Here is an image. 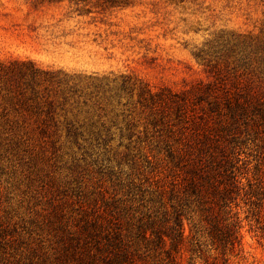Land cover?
<instances>
[{"label":"rangeland","instance_id":"rangeland-1","mask_svg":"<svg viewBox=\"0 0 264 264\" xmlns=\"http://www.w3.org/2000/svg\"><path fill=\"white\" fill-rule=\"evenodd\" d=\"M17 62L127 76L136 89L110 100L100 93L104 109L90 100L40 116L0 96V264H104L97 246L115 231L132 264H264V240L244 200L232 205L242 225L233 253L217 249L208 234L193 237L199 215L192 204L183 211L185 239L172 250L176 261L141 235L151 224L166 229L172 192L188 173L163 141L165 120L153 122L139 100V88L223 82L226 125L228 101L246 89L264 97V0H0V64ZM208 102L198 101L196 111L218 116ZM70 120L81 125L77 131ZM236 135L245 172L258 159L261 133L243 123Z\"/></svg>","mask_w":264,"mask_h":264},{"label":"trees","instance_id":"trees-1","mask_svg":"<svg viewBox=\"0 0 264 264\" xmlns=\"http://www.w3.org/2000/svg\"><path fill=\"white\" fill-rule=\"evenodd\" d=\"M210 71L219 75V83L223 81L220 69L215 65L210 66ZM133 83L127 76H81L63 70L40 68L26 62H17L12 67L0 64V96L7 94V100L15 110L33 111L39 116L54 114L59 106L64 109L68 104L86 106L90 100L104 109L102 102L96 98L100 93L109 100L120 98V90L134 92L136 83L135 86ZM211 86L212 83L206 85L200 82L181 91L162 87L157 92L139 88L142 108L149 110L153 122L165 120L167 134L163 141L176 165L188 173L183 178L182 187L172 192L171 199L174 202L171 204L170 219L173 220H164L169 223L166 229L163 231L151 224L150 233L145 230L141 232L145 239L164 249L173 261L177 257L172 254V250L179 248L185 239L183 211L186 205L192 204L193 212L199 215V220L194 224L193 237L199 232L203 236L208 234L212 244L225 254L228 251L235 252L241 245V219L238 214H232V205H238L240 200L249 206L247 217L255 221L256 231L264 240V97L246 89L242 98H238L235 103L228 101L230 117L225 125V83ZM207 99L209 111L218 116L196 111L197 102ZM88 118L93 120V125H98L92 116ZM100 122L106 127L105 122ZM243 123L246 129L261 133L262 142L256 163L252 168L245 164V172L240 171V158L234 151L239 141L236 134L241 133ZM67 124L76 131L81 126L73 120L67 121ZM133 126L130 121L127 123L131 131ZM225 126L231 135L228 138H225L222 130ZM220 129L222 132L216 134ZM217 175L221 178H217ZM180 183L176 181L173 184ZM181 188L184 189L183 193L179 192ZM222 212L225 214L221 215ZM167 239H170V248ZM97 249L104 253L101 254L104 264H132L131 253L122 232L108 233L105 245H99Z\"/></svg>","mask_w":264,"mask_h":264}]
</instances>
